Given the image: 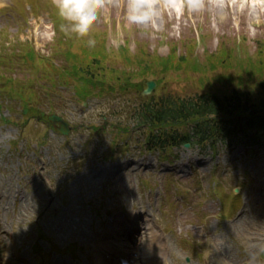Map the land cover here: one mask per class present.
Wrapping results in <instances>:
<instances>
[{"label":"rangeland","instance_id":"obj_1","mask_svg":"<svg viewBox=\"0 0 264 264\" xmlns=\"http://www.w3.org/2000/svg\"><path fill=\"white\" fill-rule=\"evenodd\" d=\"M159 1H161V4H158L156 0V5L154 6L158 9V14L155 15L149 23L139 24L129 22L127 19V0H101L97 20L93 23L90 31L83 34L64 26L66 23L70 22L67 21L66 18L61 17L57 7L53 6V4H56L54 3L56 0H7V2H0V79L4 84L9 81L8 78H10L11 81L8 83L12 86H10L8 92H11L17 100L11 99V96L6 91L4 96L0 94V120L5 116L4 114H6V117H11L12 119L19 118L20 113L16 112V109L21 111L23 104L20 103V97L17 96V94L21 93H17L18 88L17 85L14 86V84H18L19 81L23 84L28 82L26 80L23 81L21 74H19V71L22 70L20 53L22 54L28 51H35L38 56L43 54L50 55L55 61L54 63L58 64V67L75 62L76 64L87 67L89 71H100V73L102 72L104 77H106L104 80H108L110 83H113V80L109 79L110 72L108 70L113 69V67L119 73L121 71H127L129 73L131 71L136 72V70L132 68L135 62L134 54H139L140 56L143 52L148 55L154 53L161 58H165L171 56L173 49H175L178 55L189 54L193 60H191L187 66L183 63L179 66V69L174 68L169 70V72H165V74H158L162 82V88L155 93L157 97L168 95L172 97L189 98L202 93L219 91L223 86L219 82V80L221 81L222 79L229 85L240 82H245V84L248 83V85H250L252 82L249 80L255 82L257 78H264V62H262L264 60L257 62H253V60H233L227 57L222 49V47H224L226 50V38L230 37L233 40L236 34L238 38L241 36L247 37L244 39L245 43L242 42L244 47L248 45L251 50L260 51L263 53L261 55H264V7H261L260 13L254 10L256 8V1L264 2L263 0L249 1L252 8L246 11L243 16H238L236 13L234 14L231 9L232 7H227V4H230L229 0H221L222 6L220 7L216 4H210V0ZM241 1L243 3L247 0ZM183 3H185V7H183ZM176 4L181 6L179 7L180 10H174L172 13L170 11V6L174 7ZM260 15L261 23L258 18ZM94 33L96 34L94 35ZM85 35L87 40L84 37ZM64 41H66V43ZM70 41L75 44V48H79L83 52L77 53L73 50L71 54H69L66 49H72V47L65 45ZM231 46H234L231 47L233 50L241 49L236 47L235 43L232 42ZM125 49H129V52L132 53V62H127L128 56L127 58H121L125 51L118 57L116 56V51L121 52V50ZM103 53L105 57L97 56V54L101 55ZM65 54L67 55L65 56ZM91 55L97 56V59H92L91 61ZM252 58L255 59V56ZM104 61L106 64L103 63ZM102 65L105 67L103 68ZM173 66L172 63L171 67ZM101 69L104 70L101 71ZM147 71L149 74L152 72L150 70ZM249 71L252 72L249 73ZM132 75L133 78H131ZM132 75L129 77L130 82L127 84V87H131L132 84L142 81L138 79V74ZM149 78L152 79L153 77L149 76ZM123 80L126 81L125 79ZM106 86L105 83L104 87ZM26 87L27 84L24 85V88ZM117 87L120 88V84ZM140 88H142V85ZM132 94H129V98L131 99L127 96L122 98L111 97L116 103L113 104V110L116 111L117 116L116 119H113L119 127H124V125L131 123L132 114L129 113V109L132 107H129L139 104L141 101V99H138V96L135 95L138 94L137 92ZM69 95L72 96V91L70 90L66 92H64V90L63 92L58 91L57 93H53L54 97L52 99L56 102H62L60 98ZM132 96L135 99L132 98ZM67 99L69 104L74 103V108L72 107L71 111H80L79 104L76 103L74 99ZM28 106L29 104H27V107ZM110 108L112 107L104 109L103 113L107 114ZM36 125L37 124L33 121L30 125V130L28 129L29 131H22L15 125L0 123V196L1 200L7 202V204H14V202L17 201V196H21L22 193V196H24L26 192L31 193V189H28L31 182H29V180H20L21 178L19 175H24L26 171L31 172L32 166H30L29 161L32 159L36 160L37 157L30 149L25 152V146L27 144L25 141L18 143L17 146L12 145V141L20 138L22 132L33 140H39L46 129H44L43 126ZM81 137H83V140L87 139L86 131L82 132ZM137 137L138 135L134 133L130 135L128 139H131L133 144V141H135ZM49 138V146H45L49 150L45 154H42L44 157L47 154L59 157V152L57 153L56 149L64 151L63 148L68 147L64 142L68 141V139H60L57 136L53 138L49 136ZM94 140L95 142L97 141L96 139ZM76 144L77 143H75V145ZM22 148L24 149L23 155L20 156L21 154H19V152ZM132 148L134 149L135 147L132 146ZM237 150L235 151L236 153H232L231 155L229 149L227 151L226 145H221L219 151L215 155L208 149L207 151H209V154L206 156V159L202 158V160H206L205 164L208 167H211L214 163H217V165L219 163V170L214 174L224 179L227 176H231L230 171L232 168L229 167L228 164L234 159L235 154H237L239 161H241L243 165L241 168L244 169L247 167V163L242 159V154L240 152L242 151L241 147H238ZM195 153H197L196 150L188 151L184 149L179 155L180 157L187 155L189 158H192ZM25 155H29V158H27V160H29L28 162L24 159ZM262 158L264 159V153L260 155L259 159ZM21 164L24 165L25 172L23 173L18 169V166H21ZM248 169L254 174L253 176L256 181L254 183V185H256V195L252 198L257 200L258 203L256 206L259 210H262L264 209V160H260L258 164ZM96 178L97 176L91 175L89 184L95 187L98 179ZM207 179L210 182L209 175L208 178H205V185ZM24 185L26 187H24ZM252 187L254 186L252 185ZM133 194L136 196L135 193ZM133 194L128 195L131 196ZM190 199L191 198H186V200ZM150 201L153 202V198H150ZM17 203V206H19L20 202L17 201ZM206 208L207 207H205V209L199 208L198 212L204 213L205 216ZM15 209V214L19 216L21 209ZM25 211L26 210H23V212ZM178 214L181 215L182 213ZM178 214L175 216L177 217ZM250 216L251 218H246L247 223H245V227L247 229H259L261 226L264 227V224H258V222L256 223L253 221L254 218H259L264 222V216L259 217L256 214H250ZM20 217L23 218V223H20V226L23 227L27 225V217L24 215H20ZM198 217H201V214ZM189 218L196 221L193 211L186 216L185 220ZM91 220L95 222L97 221V217H95V219L92 217ZM256 231H260L262 237L264 236V230L261 228ZM172 237L174 239L178 237V234L172 235ZM173 239L171 238L169 241L173 243ZM189 239L190 242L183 240L184 244H180V242L177 243L179 246L192 245L193 248H196V250L193 249L195 252L192 253L196 257L193 263L189 264H204L205 259V264H207V262H211V264H226L227 260L224 263H216L213 258L206 257V254L202 255L200 252V255H198L197 251L204 249V244L199 240L194 241L191 236ZM228 241L230 244L227 246L233 248L234 243L232 244L229 239ZM184 251L182 249V252ZM206 251L210 252V249L207 250L206 248ZM177 262H179L178 259L174 261L175 264ZM230 264L241 263L234 260L233 263Z\"/></svg>","mask_w":264,"mask_h":264},{"label":"clouds","instance_id":"obj_2","mask_svg":"<svg viewBox=\"0 0 264 264\" xmlns=\"http://www.w3.org/2000/svg\"><path fill=\"white\" fill-rule=\"evenodd\" d=\"M56 4L59 15L70 22L64 26L80 34L89 32L99 15L100 0H56ZM157 14L149 0H128L129 22L147 24Z\"/></svg>","mask_w":264,"mask_h":264},{"label":"trees","instance_id":"obj_3","mask_svg":"<svg viewBox=\"0 0 264 264\" xmlns=\"http://www.w3.org/2000/svg\"><path fill=\"white\" fill-rule=\"evenodd\" d=\"M171 105H173V110L163 107L161 109V112L158 111V114L154 117V119L171 120L170 118L171 116L175 119L178 118L186 119L191 115L201 116L205 112L220 111L222 108L223 109L227 108L228 114H230L233 117H235V115L239 114L240 116V114H242V112L238 111V109H236L230 104V101L226 102L223 98H220L218 96L203 97L199 101H195L190 105L189 104L185 105V103H179V102H172ZM234 119L235 120L240 119L239 124L237 125H239L241 128H243L246 125V123L243 121H247V120H245L243 117L240 116V118L237 117L233 118V121H235Z\"/></svg>","mask_w":264,"mask_h":264},{"label":"bare ground","instance_id":"obj_4","mask_svg":"<svg viewBox=\"0 0 264 264\" xmlns=\"http://www.w3.org/2000/svg\"><path fill=\"white\" fill-rule=\"evenodd\" d=\"M0 1H2V0H0ZM155 1L156 0H149L150 4L153 7L156 5ZM249 1L253 2L254 0H247V1L243 2V3H242L241 0H229L230 4H227V7L228 8L232 7L231 9L233 10L234 14L236 13V15H238V16H243L246 13V11H248L250 8H252V6L249 4ZM160 2L161 1H158L157 3L161 4ZM209 3L212 4V5L216 4V5H218V7L222 6L221 5L222 2H219V0H210ZM179 7H181V6L177 5V4L174 5V7L170 6V11L173 13L174 10H180ZM183 7H185V4H183ZM255 7L256 8L254 10H256V12L260 13L261 7H264V4L261 6V5L257 4V3H255ZM154 8H156V7H154ZM258 18H259V21H260L261 20L260 19L261 15ZM260 23H261V21H260Z\"/></svg>","mask_w":264,"mask_h":264},{"label":"water","instance_id":"obj_5","mask_svg":"<svg viewBox=\"0 0 264 264\" xmlns=\"http://www.w3.org/2000/svg\"><path fill=\"white\" fill-rule=\"evenodd\" d=\"M151 87H152V85H151ZM151 87H150V88H151ZM150 88H149L147 91H149V90H150Z\"/></svg>","mask_w":264,"mask_h":264}]
</instances>
